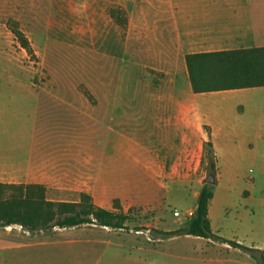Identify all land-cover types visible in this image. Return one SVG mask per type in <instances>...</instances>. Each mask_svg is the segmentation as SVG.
Masks as SVG:
<instances>
[{
	"label": "crops",
	"instance_id": "0c3cea01",
	"mask_svg": "<svg viewBox=\"0 0 264 264\" xmlns=\"http://www.w3.org/2000/svg\"><path fill=\"white\" fill-rule=\"evenodd\" d=\"M54 4V11L68 15V28L91 33L84 40L86 45H99L102 77L116 80L101 84V92L107 95L100 100L57 103L69 110L58 117H84L83 132L62 125L68 133H45L37 106L33 131L21 136L20 144L12 145L8 153L0 154V169L5 173L0 171V176L8 183L74 190L102 199L114 188L155 186L157 180L151 174L162 172V165L152 159L154 147L146 141L162 145L170 164L175 157L182 171L202 174L207 127L217 158L209 219L213 234L224 240L214 242L223 249H240L228 244L234 243L264 253L262 233L248 241L228 239L218 236L220 229L214 226L226 200L220 192L226 190L222 161L235 156L233 151L223 152L218 139L239 138L244 131L237 125L245 121L249 109L248 104L235 102L232 122L225 101L216 99L250 96L262 88L196 95L186 64L188 55L264 48V0H54ZM113 8L122 11L123 25L110 15ZM147 76L155 78V88L149 91L156 99L125 100L124 93L133 91L129 86L136 87L134 92L148 86ZM114 93L115 99L109 96ZM144 119L150 120L149 127H143ZM205 180V175L198 178L200 190ZM199 194L194 197L193 212ZM242 196L243 218L256 208L252 192L245 190ZM256 203L264 208V199Z\"/></svg>",
	"mask_w": 264,
	"mask_h": 264
},
{
	"label": "rangeland",
	"instance_id": "374dc122",
	"mask_svg": "<svg viewBox=\"0 0 264 264\" xmlns=\"http://www.w3.org/2000/svg\"><path fill=\"white\" fill-rule=\"evenodd\" d=\"M54 6V0H0V154L8 153L12 145L20 144L21 136L33 131L37 106L45 133H68L62 125H73L83 132L84 117H58L69 110L57 107V103L100 100L107 95L101 92V84L116 80L115 76L102 77L99 45H86L84 40L91 33L68 28V15L54 11ZM13 28L25 34L36 58L20 47ZM145 80L148 86L142 85L135 92L136 87L129 86L133 91L124 93L125 100H155L156 94L149 91L155 88V78L147 76ZM254 92L235 99L230 95L216 99L225 101L232 122L235 102L249 106L245 121L237 125L245 133L239 138L218 139L220 149L233 151L235 156L223 158L226 190L220 192L226 200L214 218V226L220 229L218 236L244 241L257 234L264 236V208L256 206L264 199V88ZM111 95L116 98L115 93ZM142 123L143 127L151 124L149 119ZM146 143L154 147L152 159L162 165V172L151 174L157 180L155 186L114 188L102 199L93 198L96 206L112 212H116L114 203L118 201L129 215L126 229L86 225L30 233L18 226L9 227L0 230V264H257V251L223 249L219 242L193 236L165 238L159 234L177 231L190 220L186 214L195 210L194 197L201 191L197 180L200 175L208 178L209 162L202 165V174L182 171L175 165V157L173 164L164 158L162 145ZM0 171L5 175L3 169ZM0 183H8L5 176H0ZM47 190L48 199L55 202L79 201L84 193ZM245 190L255 196L252 206L256 209L242 218Z\"/></svg>",
	"mask_w": 264,
	"mask_h": 264
},
{
	"label": "trees",
	"instance_id": "16d2710c",
	"mask_svg": "<svg viewBox=\"0 0 264 264\" xmlns=\"http://www.w3.org/2000/svg\"><path fill=\"white\" fill-rule=\"evenodd\" d=\"M110 15L120 25L124 24L121 10L113 8ZM12 33L27 55L36 58L25 34L17 28H13ZM186 64L192 91L196 95L264 88V48L188 55ZM205 131L209 139L204 144L202 165L207 160V175L216 177L217 158L210 129L206 127ZM47 191L43 185L0 183V230L18 226L26 232L37 233L86 225L122 230L130 220L118 201L114 203L116 212H112L96 206L86 193L80 194L78 202H55L48 199ZM213 197L214 185H204L197 199V209L186 225L177 231L159 234L165 238L193 236L224 242L212 232L209 205ZM228 244L252 252L234 243ZM255 258L258 264H264V253Z\"/></svg>",
	"mask_w": 264,
	"mask_h": 264
},
{
	"label": "water",
	"instance_id": "95a60500",
	"mask_svg": "<svg viewBox=\"0 0 264 264\" xmlns=\"http://www.w3.org/2000/svg\"><path fill=\"white\" fill-rule=\"evenodd\" d=\"M204 184L206 185H214L215 184V178L213 175L208 176V178L205 180Z\"/></svg>",
	"mask_w": 264,
	"mask_h": 264
},
{
	"label": "built area",
	"instance_id": "2783aa9c",
	"mask_svg": "<svg viewBox=\"0 0 264 264\" xmlns=\"http://www.w3.org/2000/svg\"><path fill=\"white\" fill-rule=\"evenodd\" d=\"M193 214H194V212H189V213L186 214V215H187L188 217H192ZM175 216H176V217H179V216H180V213H179V212H176V213H175Z\"/></svg>",
	"mask_w": 264,
	"mask_h": 264
}]
</instances>
